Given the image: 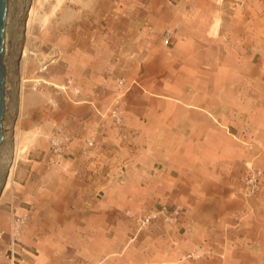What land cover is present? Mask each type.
I'll list each match as a JSON object with an SVG mask.
<instances>
[{
  "label": "crops",
  "instance_id": "0c3cea01",
  "mask_svg": "<svg viewBox=\"0 0 264 264\" xmlns=\"http://www.w3.org/2000/svg\"><path fill=\"white\" fill-rule=\"evenodd\" d=\"M150 4L154 19L156 7L163 10L151 24L158 35L171 33L159 48L171 56L155 47L129 77L121 128L107 121L109 107L76 100L88 105L72 116L68 158L52 167L28 151L6 185L0 205L11 206L0 210V246L11 249L12 209L25 212L19 202L30 197L31 177L44 195L57 176L86 210L71 242L72 223L51 247L38 238L40 255L15 247L34 257L28 264H264V182L255 197L245 196L242 184L248 166L264 169V0ZM93 137L97 148L87 145ZM162 206L183 209L177 223L142 227L144 212ZM68 248L74 258L62 256ZM206 249L214 255L190 257Z\"/></svg>",
  "mask_w": 264,
  "mask_h": 264
},
{
  "label": "rangeland",
  "instance_id": "374dc122",
  "mask_svg": "<svg viewBox=\"0 0 264 264\" xmlns=\"http://www.w3.org/2000/svg\"><path fill=\"white\" fill-rule=\"evenodd\" d=\"M151 1L8 0L3 59L6 68L5 140L0 149V199L8 177L20 165L24 153L31 151L33 160H45L47 166L61 165L68 157L64 156L60 163L51 161V133H64L72 140L76 123L72 116L82 111L88 105L87 101L93 99L97 106L104 108L124 106L132 92L127 81L134 71L144 69L150 50L156 47L162 53L157 55L171 56L170 52L159 50L161 42L171 39V33L158 35L151 24H157L163 12L156 7V19L150 17ZM178 1L172 0L173 5ZM69 79L79 86L81 92L74 94L80 97L72 99L69 89L59 90L54 86H63ZM123 79L124 87H120ZM76 100L86 102L77 105ZM78 107L82 108L78 110ZM122 112L125 114L124 108ZM59 119L65 121L68 132L59 130ZM56 177L48 180L46 184L50 187L43 192L44 195L38 191L36 177H31L29 199L18 203L27 216L21 245L35 255H40L33 245L38 238L42 245L51 247L59 231L72 223L66 231L71 242L79 227L85 226L86 210L76 198L79 197L77 191H68L62 184H56ZM8 206L11 205L6 201L0 205V210L8 209ZM68 207L73 210L69 211ZM69 218L72 221H67ZM27 236L33 246L28 247L25 243ZM66 250L62 256L74 258L70 248ZM0 251H3L0 264H28L34 259L20 248L19 254L13 257L8 244L1 245ZM213 255L206 249L204 255L194 253L190 257L205 259Z\"/></svg>",
  "mask_w": 264,
  "mask_h": 264
},
{
  "label": "built area",
  "instance_id": "2783aa9c",
  "mask_svg": "<svg viewBox=\"0 0 264 264\" xmlns=\"http://www.w3.org/2000/svg\"><path fill=\"white\" fill-rule=\"evenodd\" d=\"M125 80L120 81V87H124ZM37 87L39 85H36ZM71 90L75 94H79L81 90L77 87H74L72 79H69L65 85L59 88V90ZM120 103V100L117 101V104ZM108 117L107 121L110 122L111 126L120 127L122 125L123 112L120 108V105L111 106L107 109L106 116ZM103 117V118H105ZM106 123H103L105 126ZM71 138L64 133H51L49 136V151L51 155V161L60 163L64 158L70 143ZM87 145L89 148H97L99 145L96 141V138L93 137L90 140H87ZM264 182V169L257 166H248L247 172L242 176V184L244 187V193L247 197L259 196L263 190ZM12 228L10 231V245L11 252L13 257L17 254L15 247L19 246L21 243V237L23 234L24 226L27 221V216L24 214L18 213V208L14 207L12 209ZM183 209L181 207L169 208L167 206H162L156 210H150L144 212L142 217L139 218V222L142 227H148L155 223L156 221L162 219L166 223L174 224L177 223L180 216L182 215ZM5 235L4 231L0 232V241L3 240Z\"/></svg>",
  "mask_w": 264,
  "mask_h": 264
},
{
  "label": "water",
  "instance_id": "95a60500",
  "mask_svg": "<svg viewBox=\"0 0 264 264\" xmlns=\"http://www.w3.org/2000/svg\"><path fill=\"white\" fill-rule=\"evenodd\" d=\"M8 14V0H0V149L5 140L3 121L5 117V83L6 68L3 62L6 42V20Z\"/></svg>",
  "mask_w": 264,
  "mask_h": 264
},
{
  "label": "bare ground",
  "instance_id": "6f19581e",
  "mask_svg": "<svg viewBox=\"0 0 264 264\" xmlns=\"http://www.w3.org/2000/svg\"><path fill=\"white\" fill-rule=\"evenodd\" d=\"M17 154V153H16ZM11 176H12V173H11V175H10V177H9V182H8V184H7V187L10 185V178H11Z\"/></svg>",
  "mask_w": 264,
  "mask_h": 264
}]
</instances>
